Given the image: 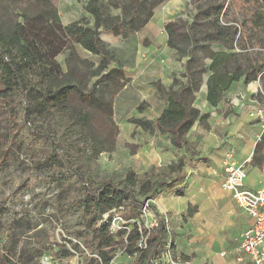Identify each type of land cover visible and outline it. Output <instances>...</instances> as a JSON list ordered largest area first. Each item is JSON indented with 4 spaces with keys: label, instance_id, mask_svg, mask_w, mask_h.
<instances>
[{
    "label": "rangeland",
    "instance_id": "374dc122",
    "mask_svg": "<svg viewBox=\"0 0 264 264\" xmlns=\"http://www.w3.org/2000/svg\"><path fill=\"white\" fill-rule=\"evenodd\" d=\"M100 1L106 5L107 0ZM48 2L50 6L47 9L54 8L57 14L61 11L63 23L84 16L89 25L93 26L92 17L80 4H85L86 0ZM137 2L138 0H120L127 13L134 11L138 16L151 7L150 1L141 4ZM214 2L226 7L221 23L235 24L233 26L237 29L235 39L238 44L253 45L256 47L255 52H252L253 56L264 57V50L259 48L258 41L264 40V4L260 0H199L196 6L201 10L209 7L208 11L211 13ZM191 3L184 6L186 15L188 12L196 14ZM29 7L43 9L42 5H36L31 0L22 4L1 0L0 22L9 24L19 21L20 8ZM110 10L113 15L120 13L118 9ZM181 17L184 18L182 15ZM211 20L212 18H200L198 30L202 34L196 36L197 39L204 41V32L213 33ZM256 21L263 25L256 27ZM62 42L65 47L55 58L62 71L67 72L72 68L84 74L85 89H90L96 83L94 95L98 96L103 92L105 102H113L119 83H98L96 77L88 80V75L96 69L99 58L78 44ZM70 48L75 52L73 59L69 56ZM203 53L195 51L194 55L201 57ZM33 77L35 75H29L31 79ZM70 104L75 105L76 102L71 101ZM77 104L78 106H66L64 109H48L45 106L46 110L39 113L32 108V114H27L26 110L23 111L22 104L11 111L0 101V157L4 158V163L0 162V256H8L18 264H39L48 255L62 264H106L105 260L108 264H127L136 257L128 258L125 251L135 242L127 239L132 230L131 224L137 222L140 234L143 235L153 226L152 218L142 210L130 213L128 202L94 220L97 212L92 205H85L83 187L74 175L61 169L54 178L41 176L35 163L52 152L54 143L65 148L71 166L78 168L90 185L110 180L119 187L130 189L138 199L142 198L139 186L147 179L172 183L174 177L169 166L176 162L180 152L188 150L187 146L175 149L167 143V138L157 132L148 133L142 129L137 131V127L119 125L115 120L114 106H110L111 111H108L107 106L99 108L85 102ZM160 107L142 106L151 120ZM74 110L89 115L88 126L84 128L80 125L81 128L76 129V121L80 124L81 119L73 118L71 113ZM13 115L16 116L13 118ZM23 120L29 122L26 128L20 125ZM33 131L49 136L50 140L40 135L32 136ZM106 132L114 136V148L112 151L97 153L92 138ZM158 158H161L159 162ZM21 181H24V186L16 189ZM131 181L135 186L130 185ZM105 223L109 224L105 235L109 238L108 243L98 236V231ZM59 252L61 253L56 255ZM102 252L104 258L100 255Z\"/></svg>",
    "mask_w": 264,
    "mask_h": 264
},
{
    "label": "trees",
    "instance_id": "16d2710c",
    "mask_svg": "<svg viewBox=\"0 0 264 264\" xmlns=\"http://www.w3.org/2000/svg\"><path fill=\"white\" fill-rule=\"evenodd\" d=\"M6 1L12 4H22L30 0ZM31 1L36 5H42L43 9L20 8L19 21L16 20L9 24L0 22V101L7 105L11 111L22 104L23 111L26 110L27 114H32V108L39 113L46 110V107L48 109L56 107L64 109L66 106H78L77 103L83 102L99 108L107 106L108 111H111L112 100L105 102L103 92H100L98 96L94 95L96 83L90 89H85L84 74L76 72L72 68L67 72L62 71L55 60L65 47L62 41L78 44L91 55L97 56L99 63L96 69L88 75V80L96 77L98 83L115 81L119 83L118 91L125 82L122 67L116 61L114 50L100 39V33L109 31L114 36L127 38L142 28L152 16L155 7L166 0H138V4L146 1L151 3L150 9L146 13L142 11L140 16L134 11L127 13L120 0H107L106 5L102 4L100 0H86L84 11L92 17L93 26L89 25L84 16L63 25L56 9L46 8L50 6L48 0ZM198 1L191 0V4L195 8V15L188 12L187 15L185 14L188 18L178 17L165 25L168 46L175 51V55L179 59L185 57L188 59L185 62V72L179 76L173 75L172 83L167 88L159 89V96L165 103L162 112L155 120L145 118L129 120L135 127H139L143 131L157 132L164 136L175 149L184 148L187 144L186 136L189 130L195 122H202L207 117V114H201L193 106L195 93L199 90L202 82L201 76L204 73H210L207 79L206 95L210 103L214 104L219 101L223 91L229 89L233 82L242 80L245 85L259 81L260 89L253 99L264 106V64L259 65L257 57L252 54L256 47L244 43L239 45L235 39L237 29L233 25H228L227 22L221 23V18L224 16L222 10L225 6L214 2V5L211 6L213 11L209 13V7L204 10L197 8ZM260 1L264 4V0ZM112 8L118 9L120 13L113 15L110 10ZM200 18L205 20L212 18L210 26L213 33L204 32V41L196 37L202 34L198 30ZM262 25L263 23L260 21L255 22L256 27ZM258 41L259 48L264 50V40ZM216 43L228 50L237 47L240 51L246 50V52H213L211 46ZM249 48H251L250 53L247 52ZM195 51L205 54L194 58ZM74 55V49L70 48V58L73 59ZM205 57L210 59L208 65L202 61ZM29 75H35V77L31 79ZM71 101H75L77 105L70 104ZM138 109L140 112L143 111L142 106H139ZM71 114L73 118L81 119L80 124L76 121V129H80V125H83L84 128L88 126L89 115L86 112L81 113L74 110ZM20 125L22 128H26L29 122L23 120ZM39 135L50 140L49 136L45 134L32 132V136ZM92 139L97 153L112 151L114 148V136L111 133L97 134ZM263 145L264 135L255 146L253 163L259 162ZM0 162L4 163V158H1ZM35 167L43 177L54 178L61 169L69 175H74L83 187L85 205H92L97 212L94 220L121 207L125 202L129 203L130 213L142 210L146 206L154 215L157 223L156 226L145 232V235L140 234L141 230L137 222L131 224L132 230L127 239L135 240V242L130 246V249L125 251L128 258L136 257L127 264H155L160 260L167 243L168 231L165 217L157 210L152 201L163 188L173 184L175 178L172 183L151 179L143 181L139 186L141 199L136 198L127 187H119L110 180H104L92 186L78 168L71 166L66 157L65 148L55 143L52 152L42 156L35 163ZM181 167L182 159L179 157L174 164L169 166L174 176L177 175ZM130 185L135 186V183L131 181ZM23 186L24 181H21L16 189ZM190 213V211L187 212V214ZM108 229L109 224L105 223L98 231L99 238L105 243H108L109 240L105 237ZM60 253H56V255ZM100 255L104 258L103 252ZM45 258L50 264L58 262L49 255ZM105 262L108 264L107 260ZM0 264L18 263L8 256H0ZM39 264L43 263L39 262Z\"/></svg>",
    "mask_w": 264,
    "mask_h": 264
},
{
    "label": "crops",
    "instance_id": "0c3cea01",
    "mask_svg": "<svg viewBox=\"0 0 264 264\" xmlns=\"http://www.w3.org/2000/svg\"><path fill=\"white\" fill-rule=\"evenodd\" d=\"M190 2L164 1L153 10L147 23L127 38L114 36L109 31L100 33V39L114 50L125 78L112 103L119 125L135 127L129 123L133 117L151 120L144 110L139 111V106H161L153 120L162 112L165 103L159 89L167 88L173 75L185 72L188 59H179L168 46L165 25L186 14L184 6ZM80 4L84 8V4ZM224 11L225 8L223 14ZM60 15L61 11L58 16L63 23ZM211 50L246 52L237 47L228 50L219 43L212 45ZM247 52L250 53L251 48ZM202 61L206 65L210 63L208 57ZM257 62L264 64V57L257 56ZM209 74L201 76L193 103L194 108L207 117L195 122L189 130L185 145L188 150L177 156L182 159V167L173 175L175 182L163 188L152 203L165 217L167 242L174 256L189 259L193 264H251L239 243L240 234L252 224V219L236 205L231 194L223 190L222 177L225 154L232 151L231 162L245 168L244 189L257 190L262 182L264 145L259 162H252L255 146L264 135L258 119L252 116L253 97L260 84L259 81L246 85L242 80L235 81L213 104L206 98ZM188 211L191 213L187 214Z\"/></svg>",
    "mask_w": 264,
    "mask_h": 264
},
{
    "label": "built area",
    "instance_id": "2783aa9c",
    "mask_svg": "<svg viewBox=\"0 0 264 264\" xmlns=\"http://www.w3.org/2000/svg\"><path fill=\"white\" fill-rule=\"evenodd\" d=\"M226 8V7H224ZM184 18H188L185 14ZM252 116L257 118L264 132V106L254 101ZM232 151L225 154L224 174L222 177V188L231 194L236 205L251 219L252 224L240 234L239 248L247 254L251 264H264V170L263 179L257 190L244 189L243 183L246 177L245 168L231 162ZM142 211L152 218L153 226L156 219L146 206ZM141 245V244H140ZM41 262L50 264L44 257ZM52 264H62L54 262ZM155 264H193L189 259L174 256L170 243L167 242L160 260Z\"/></svg>",
    "mask_w": 264,
    "mask_h": 264
}]
</instances>
